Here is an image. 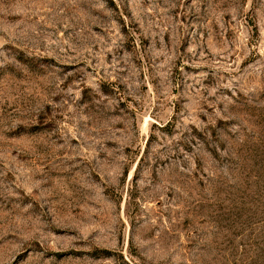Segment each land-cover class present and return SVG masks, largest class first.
Listing matches in <instances>:
<instances>
[{
	"label": "rangeland",
	"instance_id": "obj_1",
	"mask_svg": "<svg viewBox=\"0 0 264 264\" xmlns=\"http://www.w3.org/2000/svg\"><path fill=\"white\" fill-rule=\"evenodd\" d=\"M0 264H264V0H0Z\"/></svg>",
	"mask_w": 264,
	"mask_h": 264
}]
</instances>
